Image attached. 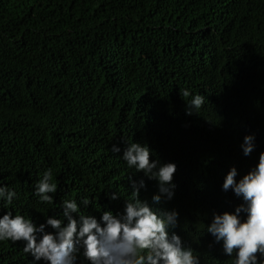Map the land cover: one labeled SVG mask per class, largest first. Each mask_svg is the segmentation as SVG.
I'll use <instances>...</instances> for the list:
<instances>
[{"label": "trees", "instance_id": "1", "mask_svg": "<svg viewBox=\"0 0 264 264\" xmlns=\"http://www.w3.org/2000/svg\"><path fill=\"white\" fill-rule=\"evenodd\" d=\"M185 89L206 98L199 113ZM128 140L177 165L173 198L154 205L178 212L173 231L201 264H233L205 228L242 203L222 190L230 169L239 181L264 152V0H0V185L19 196L0 216L39 225L81 196L115 213L141 179L151 204L157 183L127 168ZM48 169L54 205L34 195ZM23 247L0 242V264H32Z\"/></svg>", "mask_w": 264, "mask_h": 264}, {"label": "clouds", "instance_id": "2", "mask_svg": "<svg viewBox=\"0 0 264 264\" xmlns=\"http://www.w3.org/2000/svg\"><path fill=\"white\" fill-rule=\"evenodd\" d=\"M181 95L185 99L192 93L185 89ZM205 99L203 95L185 99L186 114L199 113ZM241 147L245 156L250 155L256 147L255 135H245ZM111 151L119 153L121 149L114 144ZM151 155L146 144L128 140L121 157L128 169L142 171L149 180L156 181L158 192L152 196L151 204L140 198L145 181L129 177L131 191L123 198L121 211L103 210L88 196H81L79 200H63L60 215H48L44 223L37 225L30 217L7 210L0 216V242L22 241L32 264H77L78 254L89 264H201L200 256L173 231L178 225V212L154 206L162 199L173 198L177 165L150 159ZM237 175V169L232 167L222 190H232L242 203L233 212L214 214L205 231L216 243L222 242L226 256L235 254L233 264H264V152L239 181ZM53 181V171H44L34 189L38 202L54 205L58 189ZM121 197L116 190L110 193L112 200ZM17 199L15 189L0 185V209H8ZM89 205L101 212L99 218L85 211Z\"/></svg>", "mask_w": 264, "mask_h": 264}]
</instances>
